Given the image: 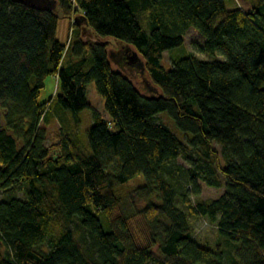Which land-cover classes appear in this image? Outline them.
<instances>
[{"label": "trees", "instance_id": "1", "mask_svg": "<svg viewBox=\"0 0 264 264\" xmlns=\"http://www.w3.org/2000/svg\"><path fill=\"white\" fill-rule=\"evenodd\" d=\"M190 27L213 56L165 68ZM108 51H135L142 67ZM49 75L56 91L40 101ZM88 81L116 130L86 101ZM178 157L193 195L198 180L222 188L177 194L214 225L212 246L193 238L164 175ZM0 189V264H264V0H0Z\"/></svg>", "mask_w": 264, "mask_h": 264}, {"label": "rangeland", "instance_id": "2", "mask_svg": "<svg viewBox=\"0 0 264 264\" xmlns=\"http://www.w3.org/2000/svg\"><path fill=\"white\" fill-rule=\"evenodd\" d=\"M257 0H235V3L240 5L242 8L246 9L251 5V3L256 2ZM55 37L63 42L67 43L70 39V22L68 18L66 17H59L57 21L56 26V32ZM202 42V36L201 34L193 29L192 27L188 28L185 35L183 43L174 46L172 48L166 49L163 52V57L161 59V63L165 68L170 67V57L171 56H183L187 53L192 52L195 55H197L201 59H207L212 57L209 54H206L204 52H201L199 49V46ZM215 57L222 59L223 55L219 52L214 54ZM68 60V53L64 57L62 63H67ZM56 91V78L54 75H49L44 80V86L40 89L38 100H47L49 97L53 96ZM85 97L86 101L89 103L91 107H94L101 115L106 116L107 120L109 121V129L110 130H116L117 126L110 121V117L108 113L105 111L103 102V97L98 93L96 90L95 84L93 81H88L85 84ZM80 118H81V127L80 130H84L92 123V116H91V108L85 107L80 112ZM156 118L161 120L165 125H167L171 131H173L180 139L186 141V135L191 136L190 133L187 132V134H183V132L177 128V126L174 124L172 118L166 113V111H160ZM59 126L56 122L51 123L50 125H47V131L53 132L55 129H57ZM50 133V132H49ZM51 135V133H50ZM50 135L47 133L46 137V143L50 140ZM214 147L221 152V147L217 142L213 143ZM187 166V163L185 160L181 157H178L176 161L164 168V175L169 178L171 183L173 184V189L175 190V201L177 205L184 210L185 215L188 220V224L192 229V236L197 241L204 243L208 246H212L215 240L218 237V232L213 224H211L208 219L204 216L200 215H191L186 211L185 206L182 204L178 197L179 192H190V199L195 202L197 199L201 200H208L211 198L217 197L221 192L222 188H217L213 186L206 185L202 180H198V184L200 185V193L198 196H195L191 193V187L188 186L187 183V175L184 171V168ZM137 177V176H136ZM132 183H139L140 181H143V178L141 175H138L137 179L132 178L129 180ZM12 194L22 196V192L14 189L12 191ZM6 196L5 191H2L0 189V199L4 198ZM137 204L141 205L144 204V200L138 198ZM228 247L225 248V253H227Z\"/></svg>", "mask_w": 264, "mask_h": 264}, {"label": "water", "instance_id": "3", "mask_svg": "<svg viewBox=\"0 0 264 264\" xmlns=\"http://www.w3.org/2000/svg\"><path fill=\"white\" fill-rule=\"evenodd\" d=\"M29 2H34L36 0H26ZM109 59L114 60L120 64H135L138 67H142V62L138 61L137 53L135 51L126 53V52H115V51H108ZM142 72V69H141Z\"/></svg>", "mask_w": 264, "mask_h": 264}, {"label": "crops", "instance_id": "4", "mask_svg": "<svg viewBox=\"0 0 264 264\" xmlns=\"http://www.w3.org/2000/svg\"><path fill=\"white\" fill-rule=\"evenodd\" d=\"M101 116H103V115H101ZM103 117H104L105 119H107L106 116H103Z\"/></svg>", "mask_w": 264, "mask_h": 264}, {"label": "built area", "instance_id": "5", "mask_svg": "<svg viewBox=\"0 0 264 264\" xmlns=\"http://www.w3.org/2000/svg\"><path fill=\"white\" fill-rule=\"evenodd\" d=\"M71 22H72V19H71Z\"/></svg>", "mask_w": 264, "mask_h": 264}]
</instances>
